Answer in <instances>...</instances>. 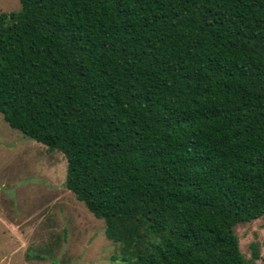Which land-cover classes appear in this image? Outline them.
I'll list each match as a JSON object with an SVG mask.
<instances>
[{
	"label": "trees",
	"instance_id": "16d2710c",
	"mask_svg": "<svg viewBox=\"0 0 264 264\" xmlns=\"http://www.w3.org/2000/svg\"><path fill=\"white\" fill-rule=\"evenodd\" d=\"M19 2L0 113L65 156L122 264H257L234 227L264 217V0Z\"/></svg>",
	"mask_w": 264,
	"mask_h": 264
},
{
	"label": "rangeland",
	"instance_id": "374dc122",
	"mask_svg": "<svg viewBox=\"0 0 264 264\" xmlns=\"http://www.w3.org/2000/svg\"><path fill=\"white\" fill-rule=\"evenodd\" d=\"M19 0H0V13ZM66 158L17 129L0 113V264H122L105 224L63 183ZM245 258L253 244L264 263V217L234 227Z\"/></svg>",
	"mask_w": 264,
	"mask_h": 264
}]
</instances>
